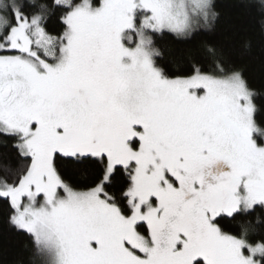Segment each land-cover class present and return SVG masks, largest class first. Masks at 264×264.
I'll return each instance as SVG.
<instances>
[{
    "label": "snow or ice",
    "instance_id": "obj_1",
    "mask_svg": "<svg viewBox=\"0 0 264 264\" xmlns=\"http://www.w3.org/2000/svg\"><path fill=\"white\" fill-rule=\"evenodd\" d=\"M218 17L214 0H0V206L30 264H264L258 93L216 45L170 71L156 43Z\"/></svg>",
    "mask_w": 264,
    "mask_h": 264
},
{
    "label": "trees",
    "instance_id": "obj_2",
    "mask_svg": "<svg viewBox=\"0 0 264 264\" xmlns=\"http://www.w3.org/2000/svg\"><path fill=\"white\" fill-rule=\"evenodd\" d=\"M264 0H214L219 13L211 31L201 30L189 40H178L171 34L157 38V47L164 56L162 66L175 71L174 58L191 50L197 58L204 57L199 51L207 42L224 50L230 61L242 69L249 85L258 93L257 103L264 107ZM264 120V111L258 114ZM238 231L237 222H231L228 229ZM32 248L27 238L12 230L7 224V212L0 206V261L2 264H30Z\"/></svg>",
    "mask_w": 264,
    "mask_h": 264
}]
</instances>
